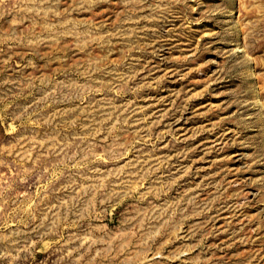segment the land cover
<instances>
[{
  "label": "rangeland",
  "instance_id": "374dc122",
  "mask_svg": "<svg viewBox=\"0 0 264 264\" xmlns=\"http://www.w3.org/2000/svg\"><path fill=\"white\" fill-rule=\"evenodd\" d=\"M232 1L0 0V264H264V0Z\"/></svg>",
  "mask_w": 264,
  "mask_h": 264
},
{
  "label": "bare ground",
  "instance_id": "6f19581e",
  "mask_svg": "<svg viewBox=\"0 0 264 264\" xmlns=\"http://www.w3.org/2000/svg\"><path fill=\"white\" fill-rule=\"evenodd\" d=\"M239 1H241V0H239ZM232 2L233 1L230 0V3H232ZM241 10H242V8H241ZM241 10H239V11H241ZM229 13H230V17L232 18L234 16V9H230ZM249 71H250V76H254L252 69H250ZM260 91H261V93H259ZM260 91L256 92V94H255V99H256L257 103H259V98L261 97V94H262V88H260Z\"/></svg>",
  "mask_w": 264,
  "mask_h": 264
}]
</instances>
